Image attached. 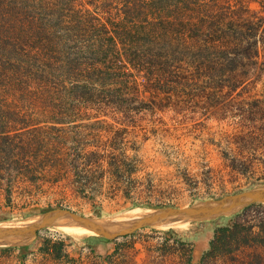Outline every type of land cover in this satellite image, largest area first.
<instances>
[{
	"label": "rangeland",
	"instance_id": "374dc122",
	"mask_svg": "<svg viewBox=\"0 0 264 264\" xmlns=\"http://www.w3.org/2000/svg\"><path fill=\"white\" fill-rule=\"evenodd\" d=\"M3 1L0 221L57 207L115 216L134 207L187 206L264 183V0H199L200 17L211 12L210 22L226 27L217 35L227 52L215 53L205 75L195 61L184 70L188 78L183 71L162 77L159 92L140 75L85 78L74 102L56 98L52 75L45 81L37 51L47 38L37 25L49 22L53 7L69 6L89 7L88 24L115 22L126 0ZM148 1L140 0L129 23L155 20ZM61 21L71 25L69 17ZM214 219L105 237L112 240L55 226L24 249L51 254L38 264H264L263 243L231 241L202 259L214 224L226 221ZM262 219L264 206L247 216L259 240Z\"/></svg>",
	"mask_w": 264,
	"mask_h": 264
},
{
	"label": "trees",
	"instance_id": "16d2710c",
	"mask_svg": "<svg viewBox=\"0 0 264 264\" xmlns=\"http://www.w3.org/2000/svg\"><path fill=\"white\" fill-rule=\"evenodd\" d=\"M9 2L12 3V0ZM169 2L174 7L167 9ZM172 2L148 1L145 6L151 7L157 17L144 24L128 21V17H132L131 14L141 6L140 0H126L120 10L125 13L123 19L109 23L95 15L100 23L88 24L89 19L85 17L92 13L89 7L88 13L83 12L82 7L69 6L65 11L61 7H53L49 22L41 21L37 25L42 38H47L38 47L37 59L45 81L51 75L55 79L58 91L56 98L74 102L80 99L78 91L86 86L80 80H96L97 77L100 80L106 75H116L118 79L140 75L145 79L146 88L159 92L165 85L163 80L166 74L183 71V77L188 78L184 70H188L198 60L196 70L200 76L205 75L206 70L214 66L212 60L215 53L227 52V43L217 35L218 31L225 32L226 27H215L210 22L213 17L211 12L200 17V11L196 8L199 0H177L176 4ZM183 2L186 7H181ZM5 6V2L0 0V7ZM64 17L70 18L71 25H63L61 20ZM182 82L188 81H177ZM106 83L104 81L103 85ZM261 206L264 203H253L233 215L214 219L226 221L214 224L213 236L202 259L208 255H217L220 247L231 241H238L240 245L264 244V239L259 240V233H255L252 226L247 225L250 210ZM260 230L264 231V219ZM90 235L98 240H112L96 234ZM90 247L92 250L96 248L92 244Z\"/></svg>",
	"mask_w": 264,
	"mask_h": 264
},
{
	"label": "water",
	"instance_id": "95a60500",
	"mask_svg": "<svg viewBox=\"0 0 264 264\" xmlns=\"http://www.w3.org/2000/svg\"><path fill=\"white\" fill-rule=\"evenodd\" d=\"M264 203V183L241 192L198 200L187 206H164L137 219L122 221L110 216L86 215L67 207L49 209L32 224L21 227L0 226V245L22 246L32 243L46 228L67 222L83 224L100 236L120 238L148 226H161L177 220L202 221L233 215L253 203Z\"/></svg>",
	"mask_w": 264,
	"mask_h": 264
},
{
	"label": "bare ground",
	"instance_id": "6f19581e",
	"mask_svg": "<svg viewBox=\"0 0 264 264\" xmlns=\"http://www.w3.org/2000/svg\"><path fill=\"white\" fill-rule=\"evenodd\" d=\"M154 211V208H148V209H144L142 207H134L124 213H120L118 215L115 216H110L113 217L114 219L117 220H122V221H129V220H133V219H137L138 217L142 216L143 214H146L148 212H152ZM39 217V215H35L32 217H29L23 221H14V220H3L0 221V226H10V227H21V226H26L29 224H32L35 220H37V218ZM190 220H177V221H172L169 223H165L162 224L161 226L164 227H184L186 225L187 222H189ZM59 228H61L62 230L74 235V236H81L84 234H96L99 235L98 232L96 230H93L92 228H89L83 224H79L76 222H67L64 224H61L59 226H57Z\"/></svg>",
	"mask_w": 264,
	"mask_h": 264
},
{
	"label": "crops",
	"instance_id": "0c3cea01",
	"mask_svg": "<svg viewBox=\"0 0 264 264\" xmlns=\"http://www.w3.org/2000/svg\"><path fill=\"white\" fill-rule=\"evenodd\" d=\"M50 253L40 249L27 254L24 248L15 245H0V264H38Z\"/></svg>",
	"mask_w": 264,
	"mask_h": 264
}]
</instances>
